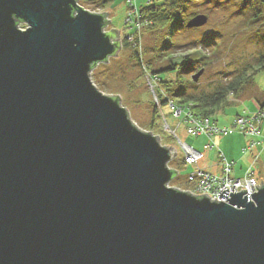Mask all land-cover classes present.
<instances>
[{"label":"water","instance_id":"95a60500","mask_svg":"<svg viewBox=\"0 0 264 264\" xmlns=\"http://www.w3.org/2000/svg\"><path fill=\"white\" fill-rule=\"evenodd\" d=\"M106 17L0 0V264H264V183L225 203L170 188L176 151L93 84L121 48Z\"/></svg>","mask_w":264,"mask_h":264},{"label":"rangeland","instance_id":"374dc122","mask_svg":"<svg viewBox=\"0 0 264 264\" xmlns=\"http://www.w3.org/2000/svg\"><path fill=\"white\" fill-rule=\"evenodd\" d=\"M146 2L147 0L135 1L139 12ZM78 5L90 13H107L106 19L109 23L104 28V32L116 30L121 39L118 55L109 58L107 63L98 64L91 71L90 76L93 84L106 96H118L121 106L128 111L129 118L136 127L142 131L150 132L147 129L152 117L150 103L154 102L158 111L160 105L153 92V87H151L155 83L150 79L147 80V77L149 78L147 74L141 77L142 71L133 62L132 51L122 49L123 39L132 32L124 24L127 11L126 0H112L104 10L91 2L80 3L78 1ZM256 12H260L257 19L253 18ZM187 13L205 15L208 21L205 26L194 31L181 29L176 33L177 36H175L173 43L177 46L178 56L193 55L196 51L201 56L194 59L191 66H186L179 72L174 71L158 75V78L163 81L166 79L178 81L179 85L173 86L174 92L183 88L188 95H210L264 55V0H194V4ZM20 28L23 30L25 26L21 24ZM158 35L149 31L144 36L141 35L137 51L140 54L143 53L144 61L151 58L154 40ZM200 57H203V60L198 64L197 61ZM164 67L167 66L163 65L162 68ZM201 69H203V73L198 81L193 83L191 77ZM253 83L247 85L239 98L232 97L230 94L229 101L234 103L223 106L218 113L216 112V119L220 124L226 120H232L244 111L252 112L251 110L259 109L257 99L258 96L264 95V72L255 75ZM161 112L165 115L167 125L172 130H176L177 139L202 153L204 165H212L216 152H219L226 159L228 157L233 158V163L235 162L233 176L235 178H241L246 173H253L260 184L261 182L264 183V153L260 156L259 161L254 164L251 158L243 156L242 148L245 143L241 141L245 140V137L241 133L234 131L226 136H219L217 140L215 136L213 142L217 144L216 152L204 151V139L206 137L207 143H209L208 137L205 135H200V137L187 135L185 125L177 129L179 120L174 118L173 114L164 106L159 111L162 132L153 135L160 136V143L173 148L178 153L170 167H174L179 174L173 182L169 183L170 188L187 191L190 183L186 176L192 172L193 168L177 165L181 161L179 145L176 139L171 137L166 130H163ZM205 160L208 163H205Z\"/></svg>","mask_w":264,"mask_h":264},{"label":"trees","instance_id":"16d2710c","mask_svg":"<svg viewBox=\"0 0 264 264\" xmlns=\"http://www.w3.org/2000/svg\"><path fill=\"white\" fill-rule=\"evenodd\" d=\"M78 1L80 3L91 2L103 10L110 2H112V0ZM147 1L148 2L145 6L140 8V14L142 19L149 22L150 25L141 32V35L144 36L148 31L154 35L159 34L154 40L155 42L152 48L153 51L151 52V58L144 61L143 53L140 54L137 51L138 45L133 46L132 44H127L124 40L122 49L132 51L134 58L133 62L142 71L141 77H144L147 74L149 79L155 83V85H153V92L160 105V109L167 106L169 101H172L178 106L189 109L194 116L210 119V117L223 108V106H227L230 103V94L232 97L239 98L247 85L254 84L253 77L258 73L264 72V55H262L254 64L247 66L245 69L237 73L224 86L219 87L210 95H188L183 88H179V90L174 92L173 86L179 85L178 81H175L174 79H166L163 81L158 78V75L167 72H179L183 70L184 67L191 66L192 63H194L193 60L198 58V56H201L197 51L193 55L187 54L185 56H178V51H176L177 46L173 43L175 41V36H177L176 33L181 29H186L185 24L187 21L196 15L195 13H187L194 4V0ZM259 14L260 12H256L253 18H259ZM194 30L196 29H193V31ZM202 60L203 57H200L197 63L200 64ZM163 65H166L167 67L162 68ZM95 67L92 70H94ZM115 98L119 100L118 97ZM150 106L152 108V117L150 123L147 125V129L152 134L158 135V133L162 132L160 114L154 102H151ZM161 145L165 146L162 143ZM174 160L175 159H173L168 165L175 175L177 173L179 174V172L174 167H170V164L173 163ZM177 165H182L184 167L182 159Z\"/></svg>","mask_w":264,"mask_h":264},{"label":"built area","instance_id":"2783aa9c","mask_svg":"<svg viewBox=\"0 0 264 264\" xmlns=\"http://www.w3.org/2000/svg\"><path fill=\"white\" fill-rule=\"evenodd\" d=\"M135 1L136 0H126L127 11L124 24L128 26L132 32L127 34L123 40L127 44H132L133 46L138 45L137 47H139L140 34L150 24L142 19L137 5H135ZM148 79L147 77V80ZM151 87L153 86L151 85ZM166 107L173 114L174 118L179 120L177 129L185 125L186 134L192 137L205 135L208 139H211L215 136H226L231 132L238 131L244 137L254 139L260 136L259 127L264 120V112L258 110L252 115L236 117L229 127H217L209 118L194 116L189 109L178 106L172 101H169ZM161 117L163 130H166L171 137L177 140L184 167L193 168L192 172L186 176L187 181L190 183L187 192L194 196H203L205 194L210 201L216 200V202L222 203L226 202V198L220 196V193L226 189L228 191L227 199H229L230 192L234 194L246 190L244 196H248L249 198H251V194L257 193L258 190L256 186L259 187L260 183L253 174L246 173L242 178L231 176L233 164L228 162L221 153L219 154V161L217 164L220 169L219 174L209 173L200 168L198 161L201 154L190 146L180 142L176 137V130H172L167 125L163 112H161ZM260 144H264V135L261 137ZM254 145L255 143L252 141L250 146ZM207 148L211 150L213 144H209ZM243 152H245V149ZM177 156L178 153L176 152V157Z\"/></svg>","mask_w":264,"mask_h":264},{"label":"crops","instance_id":"0c3cea01","mask_svg":"<svg viewBox=\"0 0 264 264\" xmlns=\"http://www.w3.org/2000/svg\"><path fill=\"white\" fill-rule=\"evenodd\" d=\"M230 102V101H229ZM257 102H258V104H259V109H254V110H251L252 112H250V111H244V113H241L240 115H236L232 120L230 119L229 121L228 120H226L225 122H223V124H220L218 121H217V119H216V113L213 115V116H211L210 117V119H211V121L213 122V123H215V125L217 126V127H228L231 123H232V121L236 118V117H238V116H244V115H252L253 113H255L256 111H258V110H262L263 112H264V95L262 94V95H260V96H258V99H257ZM234 102H230L229 104H233ZM220 111V110H219ZM218 111V112H219ZM217 112V113H218ZM259 130H260V136L259 137H257V138H254V139H250V138H248V137H245V140L243 141H241L242 143H245V146H243V148H242V154H243V156H246V157H249V159L251 158V160H252V163L254 164V163H257V161H259V159H260V156L262 155V153H264V144H260V140H261V137L264 135V120L262 121V123H261V125H260V127H259ZM198 137H200V136H198ZM204 137V136H203ZM213 139H214V137L213 138H211V139H209L208 140V142L209 143H207V138L205 137V143H203V149H204V151H211V152H216V143L214 144V142H213ZM217 139H219V136H216V140ZM254 142L255 143V145L254 146H250V143L251 142ZM209 144H213V148L211 149V150H209L208 148H207V146L209 145ZM244 145V144H243ZM191 147V146H190ZM192 148V147H191ZM193 149V148H192ZM245 149V152H243V150ZM259 149H261V150H259ZM195 150V149H194ZM196 151V150H195ZM199 153V152H198ZM200 154H201V157H200V159H199V161H198V165L200 166V168H202V169H204L205 171H207V172H209V173H213V174H219V171H220V169H219V167H218V161H219V152H216V154H215V159H214V161H213V163H212V165H210V166H208V164H206V165H204V158H203V155H202V153L200 152ZM223 155V154H222ZM224 156V155H223ZM225 159H226V157H224ZM228 159V160H227ZM226 160L228 161V162H230V163H232L233 165H235V162L233 163V158H231V157H228ZM203 163V164H202ZM205 163H208L206 160H205ZM205 166H207V167H205ZM253 174V173H252ZM254 175V174H253ZM231 176H233V167H232V171H231ZM244 176V175H243ZM242 176V177H243ZM233 177H235V176H233ZM241 177V178H242ZM254 177H255V175H254ZM257 178V177H256Z\"/></svg>","mask_w":264,"mask_h":264}]
</instances>
